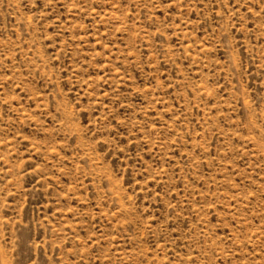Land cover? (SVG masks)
<instances>
[{"label": "rangeland", "instance_id": "obj_1", "mask_svg": "<svg viewBox=\"0 0 264 264\" xmlns=\"http://www.w3.org/2000/svg\"><path fill=\"white\" fill-rule=\"evenodd\" d=\"M0 264H264V0H0Z\"/></svg>", "mask_w": 264, "mask_h": 264}]
</instances>
